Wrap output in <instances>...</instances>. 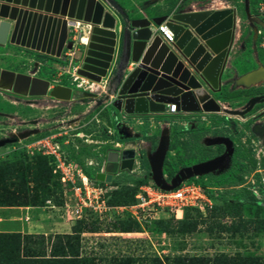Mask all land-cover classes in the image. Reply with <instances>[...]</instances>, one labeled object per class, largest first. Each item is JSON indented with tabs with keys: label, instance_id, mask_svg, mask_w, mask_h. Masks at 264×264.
<instances>
[{
	"label": "rangeland",
	"instance_id": "1",
	"mask_svg": "<svg viewBox=\"0 0 264 264\" xmlns=\"http://www.w3.org/2000/svg\"><path fill=\"white\" fill-rule=\"evenodd\" d=\"M131 18L148 17L156 14H172L175 12H186L203 10L207 8H237L236 37L234 45L229 54L227 67L222 76L220 95L214 97L223 105L230 108H241L248 98L259 94L264 89V82L249 88L231 89L229 79L245 71L264 65V30L259 23L248 20L243 11L245 0H115ZM249 11L253 17L264 21V0H247ZM258 14V15H257ZM263 14V15H262ZM262 15V16H261ZM253 27L261 31L257 33V40H253ZM76 28V27H75ZM78 30V28H77ZM73 34V33H72ZM77 38V37H76ZM78 44V39L75 40ZM78 48V45L76 46ZM33 54L25 52L16 47H0V67L16 71L31 72L33 67ZM81 54L77 51L69 54L67 59L44 60L37 72L41 77L48 78L52 84H67L74 90V97L70 110L64 111L62 107H56V128L46 129L43 133L32 134L18 141L7 143L0 147V163L15 161L35 162V156L40 153L37 146H31L35 141L49 137L51 145L59 142L72 161L83 164L87 159L101 160L108 148L114 143L120 144L119 148H138L139 155L148 151L152 152L157 146L163 130L168 135V149L166 151L163 171L168 167L177 168L206 161L220 146L208 144L206 139L217 136H228L231 129L229 125L236 128L235 135L231 138L236 142V148L230 165L224 169L198 176L197 181L205 189V194L211 201V207L201 211L197 208H187L189 216L198 222L195 231L181 233L177 231L175 221H170L172 231L161 232L149 217H146L140 225V230L121 232L113 225L115 214L102 219L86 218L84 222L78 223L83 218H73L70 205L72 199L65 203L61 194L58 200L41 201L43 187L34 186L33 182H27L29 189L26 191L25 199L38 197L39 205L32 206H0V231H19L22 222L26 225L28 212L31 222L32 235H43L44 246L48 249L55 234L71 233L74 229L79 230L80 254L92 259L93 264H117L123 257L133 259L129 264H151V259L159 257L166 263L175 256L184 257H208L212 259L219 254L228 256H255L264 260V155L259 151V144L254 145L249 139V117L254 114L255 109L263 108V103H257L253 110L244 119L225 116L215 113H163L155 116L154 124L141 117H128L123 126L118 128L126 130L121 135L115 132L114 122L120 118V114L111 107L102 111L87 108L89 103H79L75 99L79 89H83L86 80L75 74L74 63L78 64ZM39 66V65H38ZM61 66V67H60ZM61 73V74H59ZM73 77L77 78L76 81ZM80 84L81 86H77ZM78 89V90H77ZM102 88L99 89L98 94ZM81 95V94H78ZM219 96V97H217ZM76 102V103H75ZM87 109V110H86ZM55 110V109H53ZM0 111L16 112V117L27 118L22 106L11 103L0 94ZM38 115H51L52 109H35ZM85 114H81V112ZM97 112V114H95ZM60 115V116H57ZM76 118L73 124L67 125L69 119ZM226 119V120H225ZM248 119L246 122L245 120ZM5 119L0 117V139L16 134L23 129L19 125H2ZM148 121L149 124L145 122ZM108 126L112 135L107 143L105 139L95 131ZM247 131V134L244 132ZM146 133V134H145ZM155 134L156 146L153 148ZM250 136V138H249ZM143 142H140V141ZM249 141L256 150L254 154L249 146L243 141ZM34 147V148H33ZM42 155V154H40ZM212 159V158H211ZM51 165L53 159H51ZM208 160V159H207ZM53 167V165H52ZM147 170L143 167L135 173L122 171L112 178V183L134 184L137 178L145 174ZM29 176V175H28ZM7 187L10 190L21 186L19 177L10 176L7 179ZM253 196L255 198H253ZM24 198V197H23ZM229 204L226 210L214 211V206ZM19 207V208H18ZM12 215L15 220L7 222L4 217ZM125 216V215H124ZM128 216V215H126ZM130 217V216H128ZM118 218V217H117ZM164 215L159 219H169ZM133 219V218H132ZM39 221V222H37ZM96 221V222H95ZM87 224L94 223L95 231H87ZM47 237L51 239L47 240Z\"/></svg>",
	"mask_w": 264,
	"mask_h": 264
},
{
	"label": "water",
	"instance_id": "2",
	"mask_svg": "<svg viewBox=\"0 0 264 264\" xmlns=\"http://www.w3.org/2000/svg\"><path fill=\"white\" fill-rule=\"evenodd\" d=\"M245 2L247 19L264 27L262 20L250 14ZM116 19L119 26L115 29ZM237 19L235 8L229 7L131 18L115 0H0V46L9 42L65 60L64 51L78 45L76 51L81 59L75 74L92 85L90 90L79 89L76 95L86 99L77 102L92 103V110L109 104L120 114L114 122L115 132L119 135L125 132L129 137L128 131L118 128L128 117L168 113L172 104L176 113H215L244 119L257 103L264 102V95L257 94L237 109L214 97L224 84L222 76L234 45ZM70 21L90 25L89 33L77 30ZM160 24L170 30L172 41L162 39ZM253 32L255 37V27ZM72 33L78 44L69 39ZM84 36L86 43L81 42ZM228 81L231 89L263 83L264 65L258 64ZM102 82L103 95L98 97ZM0 89L19 95H44L48 92V81L0 69ZM73 90L71 86L56 84L49 95L58 103H70ZM251 131L264 144V122L253 123ZM35 133L36 130L20 131L16 136L1 138L0 147ZM168 141L163 130L154 151L146 153L149 175L161 189L171 190L183 180L230 165L232 140L217 136L206 142L224 144L221 155L181 167L166 181L163 164ZM134 155V149H107V173H96V179L111 182L118 167L130 173Z\"/></svg>",
	"mask_w": 264,
	"mask_h": 264
},
{
	"label": "trees",
	"instance_id": "3",
	"mask_svg": "<svg viewBox=\"0 0 264 264\" xmlns=\"http://www.w3.org/2000/svg\"><path fill=\"white\" fill-rule=\"evenodd\" d=\"M220 95L219 93H216ZM219 97V96H217ZM226 118V117H225ZM226 120V119H225ZM149 124L148 121L145 122ZM146 134V133H145ZM155 134L147 137H154L152 147L156 146ZM35 162L20 161L19 165L15 161L0 163V206H32L39 205L38 197L34 196L31 199H25L26 191L29 187L27 182H33L35 186L43 187L41 201L53 200L56 202L58 197H61L62 189L56 175L52 173L51 157L46 155H36ZM165 163V162H164ZM174 166V165H173ZM168 167L164 173L168 177H172L177 168ZM139 167L145 168L147 171L143 176L137 178L134 184H121L117 182L112 183L116 186L110 189L107 196V204L109 205H125L134 202V195L138 187L145 183V175L149 172V165L146 156L143 154L139 158ZM19 177L21 186L10 190L7 187V179L10 176ZM29 175V176H28ZM30 190V189H29ZM24 197V198H23ZM253 198H255L253 196ZM37 201V202H36ZM229 204L223 206H214V211L226 210ZM91 218L88 216L86 218ZM86 218L78 220L80 224ZM169 219H155L153 222L157 229L161 232L172 231L170 228ZM177 222L176 229L181 233L193 232L198 225L195 218L189 216L188 209L184 210V216L181 219L175 220ZM96 222V221H95ZM113 225L121 232H131L140 230V225L136 220L128 216L118 217L114 220ZM84 226L85 223H84ZM87 231H95L96 225L94 223L87 224ZM51 238L47 237L48 243ZM79 230L74 229L71 233L55 234L51 240L48 249L44 246L43 235H32L28 233H21L19 231H0V264H93L92 259L81 256L79 250ZM133 261L130 257H123L117 264H129ZM151 264H264V260L253 256H228L219 254L212 259L208 257H184L175 256L166 263L159 257L151 259Z\"/></svg>",
	"mask_w": 264,
	"mask_h": 264
},
{
	"label": "built area",
	"instance_id": "4",
	"mask_svg": "<svg viewBox=\"0 0 264 264\" xmlns=\"http://www.w3.org/2000/svg\"><path fill=\"white\" fill-rule=\"evenodd\" d=\"M158 31L164 41H172V33L164 24L158 26ZM76 79L73 77V80L76 81ZM91 85L87 81L83 89L90 90ZM77 86L81 85L77 84ZM167 112L176 113L175 105L172 104ZM95 132L99 136L105 137L102 143L105 144L111 140L109 137L112 132L108 126L99 128ZM48 138L43 137L31 146H37L40 154L53 159L52 173L60 182L65 203L67 204L70 199L73 201V204L70 205L74 209L72 210L73 218L93 216L102 219L111 216V214H115V218L128 215L142 225V221L146 217L155 220L166 215L177 220L183 218L186 208H197L204 211L206 207H211V201L205 194V189L197 181L198 176L181 181L177 187L171 190H164L152 180L149 172L145 175V183L138 187L134 195V202L125 205H109L106 202V194L116 186L112 185V181H99L95 176L99 172L107 173L105 171V156L100 161L90 158L81 164L72 161L60 148L57 140L51 145ZM119 146L120 144L115 142L112 148L120 149ZM133 149L135 155L130 173H135L140 169L138 148ZM122 171L118 167L117 172L112 174V178ZM163 174L166 179V173L163 172Z\"/></svg>",
	"mask_w": 264,
	"mask_h": 264
},
{
	"label": "flooded vegetation",
	"instance_id": "5",
	"mask_svg": "<svg viewBox=\"0 0 264 264\" xmlns=\"http://www.w3.org/2000/svg\"><path fill=\"white\" fill-rule=\"evenodd\" d=\"M229 8H235L236 14H237V8L236 7H229ZM247 10L249 11L248 5H247ZM243 11H244L245 16L247 18L245 4L243 6ZM261 20H262V18H261ZM260 27H261V29L264 30V27H262L261 25H260ZM256 31L259 34L261 33V31L258 30L257 28H256ZM253 40L254 41L257 40V35L255 37L253 36ZM10 46L11 47L20 48V49L24 50L25 52L33 54L34 57H33L32 70H31V72L30 71L26 72V71H16V70H13V69L3 68V67H0V69L13 71L15 73L29 74V75H32L33 77H38V78H41V79H45V80L48 81V92L46 94H44V95H28V94L19 95V94H16V93L12 92V91H7V90H1L0 89V94L6 100L10 101L11 103H15V104H18V105L20 104L22 106V109L24 110V113L27 114V118L20 119L19 116L16 117V114H17L16 112H13V113L11 112L10 113V112H7V111H0V117L5 119L4 121H2V125H5V126L19 125V126H22V127L25 128L22 131L36 130L37 133H35V134L43 133L46 129H49V128H56V120L60 119V118H56V107L57 108L62 107L64 109V111H67V110H70L71 105L74 104V103L73 102L72 103L71 102L70 103H66V102L58 103V102H56V98H54L53 96L49 95V90L53 89L56 86V83L52 84L51 81L48 78H43L37 73L39 71L38 68H40V65H43V63H44L43 61L44 60H46V59L47 60H51L53 58L56 59V57L50 56V55L45 54V53L40 52V51L32 50L30 48H26L24 46L10 44L9 42H7L4 46H0V47L9 48ZM259 94H263L264 95V89L262 90V92H259ZM83 99H86L85 96L82 97V96L79 95V96L76 97L75 101L76 102L77 101H82ZM263 104H264V102H263ZM102 106L103 105L99 106L96 109H99ZM37 108H39V109H42V108L52 109L51 115H47V116H45L44 114L43 115L42 114L38 115L36 113V111H35V109H37ZM53 109H55V110H53ZM96 109H94V110H96ZM91 110H92V108L90 107L89 111H91ZM102 110H104V108ZM102 110H100V111H102ZM255 111L252 109L250 112H248L246 114V116H247V115H249V113L255 112L254 114H252L249 117V119L251 120L249 128H248L249 129L248 131H249V133L251 135V138L249 136V138H250L249 140L251 142H253V144L255 146L259 144V147H260L259 151L262 152V154L264 155V144L260 141V138H258L256 135H254L252 133V131H251V126H252L253 123H255V122L263 123L264 122V107L255 109ZM84 114L85 113H83V115ZM57 116H60V115H57ZM69 120H70V122H68L67 125H70V123L73 124L75 121H78L76 118L69 119ZM247 120L248 119H246L245 122ZM233 125L232 124L229 125V128L231 129V132H229V135L227 136V137H229L232 140L233 153H232L231 159L234 156L235 148H236V142L234 141L233 138H231V134L233 133L235 135V133H236L235 132L236 128L234 129ZM244 132L247 134V131H244ZM243 143L245 144V146L248 145L249 148H250V151L252 152V154H254L256 148L252 144H250L249 141L247 142V141L244 140ZM256 143H258V144H256ZM215 146H217V147L220 146L221 150L220 151L219 150L216 151L211 157H208L207 159H211V158L217 157V156L221 155L225 151V145L224 144H218V145H215ZM199 162H201V160ZM175 173H176V171L173 173V175ZM170 179H171V177H168L166 175V181H170Z\"/></svg>",
	"mask_w": 264,
	"mask_h": 264
},
{
	"label": "crops",
	"instance_id": "6",
	"mask_svg": "<svg viewBox=\"0 0 264 264\" xmlns=\"http://www.w3.org/2000/svg\"><path fill=\"white\" fill-rule=\"evenodd\" d=\"M160 14H156V16H159ZM119 26V22H118V19H116V23H115V29L117 28ZM69 39L70 40H76L77 38H76V35L75 34H70V36H69ZM76 45V44H75ZM76 51V46L72 49V50H66L65 52H64V54L66 55V56H69V54H71V53H73V52H75ZM79 64H76V63H74V70L77 68V66H78ZM61 67V66H60ZM132 67V64H130L129 65V68H131ZM59 74H61V73H59ZM85 82H87V80L85 81ZM61 84V83H60ZM62 85H67V84H62ZM104 82H102V84H100V87L102 88L101 89V91H100V93L98 94V97H101L103 94H101V93H103V91H104ZM68 86V85H67ZM112 99V98H111ZM88 107L87 108H90L91 106H92V103H90V104H88L87 105ZM108 107H111L109 104H107V105H103L101 108H99V109H97L98 111H100V110H102L103 108L104 109H108ZM112 108V107H111ZM87 110V109H86ZM116 111V110H115ZM116 112H118V111H116ZM84 112L82 111L81 112V114H83ZM119 113V112H118ZM95 114H97V112H95ZM157 116V115H156ZM155 116L154 115H146V116H141V118L142 119H147L149 122H151L152 124H154L155 122H154V120H155V118H154ZM140 118V117H139ZM114 178V177H113ZM10 208H17V207H14V206H10L9 207V209ZM19 208V207H18ZM25 217L26 218H28V223L26 224V225H24L23 223L24 222H22V225H21V230H19V232H21V233H25V231H24V229H26L27 230V232H31L30 231V228H31V226H33V225H31V222L29 221L30 219H29V214H28V212L25 214ZM1 219V218H0ZM4 219L8 222H11V221H13V220H15V218L14 217H12V215H8V216H6V217H4ZM1 221V220H0ZM37 222H39V221H37ZM11 231H13V230H8V231H6V232H11ZM26 232V233H27Z\"/></svg>",
	"mask_w": 264,
	"mask_h": 264
},
{
	"label": "bare ground",
	"instance_id": "7",
	"mask_svg": "<svg viewBox=\"0 0 264 264\" xmlns=\"http://www.w3.org/2000/svg\"><path fill=\"white\" fill-rule=\"evenodd\" d=\"M69 24H70L71 26L76 27V28L83 29V30L85 31V35H86L87 33H89L90 25H88V24H86V23L78 24V23H76V22L70 21ZM168 30H169V29H168ZM86 41H87V37L84 36V37L82 38L81 42H82V43H86Z\"/></svg>",
	"mask_w": 264,
	"mask_h": 264
},
{
	"label": "clouds",
	"instance_id": "8",
	"mask_svg": "<svg viewBox=\"0 0 264 264\" xmlns=\"http://www.w3.org/2000/svg\"><path fill=\"white\" fill-rule=\"evenodd\" d=\"M164 172V171H163Z\"/></svg>",
	"mask_w": 264,
	"mask_h": 264
}]
</instances>
